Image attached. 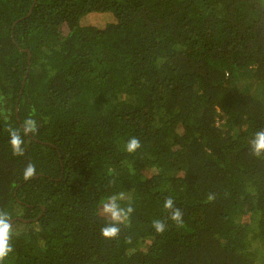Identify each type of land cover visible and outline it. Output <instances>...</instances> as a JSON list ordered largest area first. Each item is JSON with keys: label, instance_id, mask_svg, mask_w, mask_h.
<instances>
[{"label": "trees", "instance_id": "16d2710c", "mask_svg": "<svg viewBox=\"0 0 264 264\" xmlns=\"http://www.w3.org/2000/svg\"><path fill=\"white\" fill-rule=\"evenodd\" d=\"M28 118L17 156L8 129ZM258 130L264 0H0L3 264H264ZM121 193L134 212L107 239L102 204Z\"/></svg>", "mask_w": 264, "mask_h": 264}, {"label": "clouds", "instance_id": "9594fccd", "mask_svg": "<svg viewBox=\"0 0 264 264\" xmlns=\"http://www.w3.org/2000/svg\"><path fill=\"white\" fill-rule=\"evenodd\" d=\"M26 136L30 133L37 131V122L32 118L23 121L22 129L9 128L8 133L10 136V144L14 155H24V140L21 135ZM252 154L259 157L264 155V130H258L254 138L251 140ZM141 147L139 138L131 137L126 143V151L129 153L135 152ZM36 174V167L34 164L29 163L24 170V178L29 179ZM123 198V193L113 195L107 198L102 204L101 214L109 221L101 228V234L107 239H115L120 233V225L125 224L131 214L134 212V207L131 203L127 207H121L119 199ZM214 195H209L208 199H214ZM164 208L169 210V218L174 221L177 226L183 225V212L175 207L174 200L171 196L167 197L164 201ZM152 226L158 233H163L166 229V224L163 220H154ZM13 235V225L10 222L8 213L0 210V264H3L5 258L13 251V246L10 243Z\"/></svg>", "mask_w": 264, "mask_h": 264}, {"label": "rangeland", "instance_id": "374dc122", "mask_svg": "<svg viewBox=\"0 0 264 264\" xmlns=\"http://www.w3.org/2000/svg\"><path fill=\"white\" fill-rule=\"evenodd\" d=\"M113 16L114 15L111 12H104V13L94 12L88 15L87 20L90 22L100 24L102 26L112 21Z\"/></svg>", "mask_w": 264, "mask_h": 264}]
</instances>
